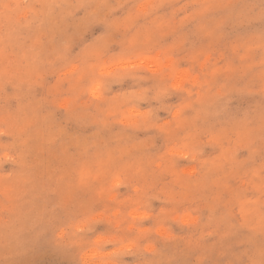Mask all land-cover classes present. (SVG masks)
<instances>
[{"label": "rangeland", "instance_id": "obj_1", "mask_svg": "<svg viewBox=\"0 0 264 264\" xmlns=\"http://www.w3.org/2000/svg\"><path fill=\"white\" fill-rule=\"evenodd\" d=\"M0 264H264V0H0Z\"/></svg>", "mask_w": 264, "mask_h": 264}]
</instances>
